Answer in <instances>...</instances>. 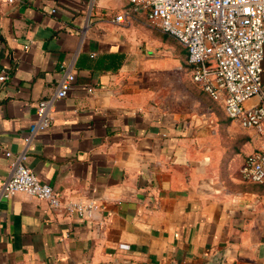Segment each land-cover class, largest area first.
Returning a JSON list of instances; mask_svg holds the SVG:
<instances>
[{"label":"crops","instance_id":"1","mask_svg":"<svg viewBox=\"0 0 264 264\" xmlns=\"http://www.w3.org/2000/svg\"><path fill=\"white\" fill-rule=\"evenodd\" d=\"M65 71L23 160L62 202L0 198V264H264V183L240 173L259 138L128 0H0V182Z\"/></svg>","mask_w":264,"mask_h":264},{"label":"built area","instance_id":"2","mask_svg":"<svg viewBox=\"0 0 264 264\" xmlns=\"http://www.w3.org/2000/svg\"><path fill=\"white\" fill-rule=\"evenodd\" d=\"M13 3L17 0H5ZM133 11L143 8L147 20L174 37L185 48L191 80L222 104L226 115L251 129L257 146L244 157L240 173L244 180L264 183V102L245 105L252 96L264 97L262 60L264 44V0H128ZM55 8H52L54 11ZM125 13L114 16L123 20ZM6 74L0 72V80ZM74 74L65 71L53 96L40 98L35 116L24 136L25 149L16 154L9 176L0 182V198L26 192L59 206L54 188L42 181L23 162L25 150L36 132L49 127L53 97L68 93ZM89 91L93 86L88 87ZM9 155L10 151L6 150ZM91 202H70L80 214H88Z\"/></svg>","mask_w":264,"mask_h":264},{"label":"rangeland","instance_id":"3","mask_svg":"<svg viewBox=\"0 0 264 264\" xmlns=\"http://www.w3.org/2000/svg\"><path fill=\"white\" fill-rule=\"evenodd\" d=\"M228 142V141H227Z\"/></svg>","mask_w":264,"mask_h":264}]
</instances>
